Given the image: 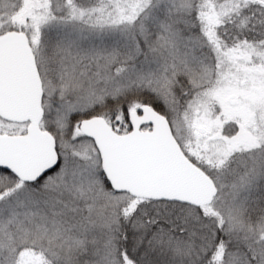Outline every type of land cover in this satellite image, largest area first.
<instances>
[{"label": "snow or ice", "instance_id": "obj_1", "mask_svg": "<svg viewBox=\"0 0 264 264\" xmlns=\"http://www.w3.org/2000/svg\"><path fill=\"white\" fill-rule=\"evenodd\" d=\"M0 264H264V0H0Z\"/></svg>", "mask_w": 264, "mask_h": 264}]
</instances>
